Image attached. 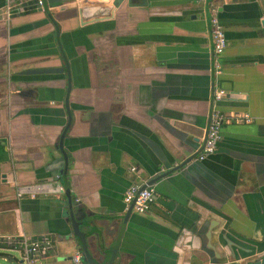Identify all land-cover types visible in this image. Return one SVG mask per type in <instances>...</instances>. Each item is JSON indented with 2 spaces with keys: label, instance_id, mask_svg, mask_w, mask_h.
I'll return each mask as SVG.
<instances>
[{
  "label": "crops",
  "instance_id": "crops-1",
  "mask_svg": "<svg viewBox=\"0 0 264 264\" xmlns=\"http://www.w3.org/2000/svg\"><path fill=\"white\" fill-rule=\"evenodd\" d=\"M215 4L218 72L207 2L44 0V11L0 17L3 245L50 239L36 264H71L83 245L100 264L112 252L111 264H245L264 252V0ZM44 67L64 71L21 73ZM219 88V109L249 121H224L198 160ZM186 159L153 183L148 211L125 208L133 182ZM26 185L42 190L18 197ZM68 199L82 215L74 226Z\"/></svg>",
  "mask_w": 264,
  "mask_h": 264
},
{
  "label": "built area",
  "instance_id": "built-area-1",
  "mask_svg": "<svg viewBox=\"0 0 264 264\" xmlns=\"http://www.w3.org/2000/svg\"><path fill=\"white\" fill-rule=\"evenodd\" d=\"M32 1L33 2L29 5L21 1H19L18 3H13L9 0H6V5L0 12V17L10 19L14 15L26 13L30 10L44 11V0ZM199 1L203 3L207 2L210 6L211 17L209 30L213 42L212 55L216 61V71L218 72L219 65L217 63V58L226 47L225 32L218 18V11L215 0ZM225 94L226 93L222 88L213 89V97L209 112V119L205 130L203 145L196 156L198 160H203L206 156L215 152L217 144L221 138V128L224 121L228 119H235L237 121H249V116L247 114L240 115L230 113L229 115H225L219 109V107L217 106L218 102L225 96ZM129 171L137 174V168L135 166H131ZM41 186L26 185L25 187H20L17 190V196L21 197L23 195H29L33 197L35 193L42 190ZM154 198L155 188L153 184H149L148 182H133L124 192L123 202L126 209L130 207L135 212L144 213L149 210L151 204L154 201ZM14 241L15 243H19V246H14L19 248L24 264H36L39 255L51 247V241L48 238L27 240L25 237H17ZM70 262L71 264H84V261L82 259V251L80 249L76 250V252L71 255Z\"/></svg>",
  "mask_w": 264,
  "mask_h": 264
},
{
  "label": "water",
  "instance_id": "water-1",
  "mask_svg": "<svg viewBox=\"0 0 264 264\" xmlns=\"http://www.w3.org/2000/svg\"><path fill=\"white\" fill-rule=\"evenodd\" d=\"M97 1V0H95ZM124 0H114V4L117 5L120 2ZM127 4L129 6H145L147 5V0H126ZM99 2H94L93 5L96 6L98 5ZM64 69L61 67H44V68H29L21 71V73L26 74V75H38V74H46V73H56V72H63ZM68 72V68L66 70ZM69 91V87L67 89ZM66 107V112L68 114V123L70 122V111L68 108V103L65 104ZM66 131H63L60 141L58 143L59 148L61 149L62 153V159L64 161V171L67 168V155L64 151H62V140L64 137ZM186 162H188V159L184 160L183 162L179 163L177 166L173 167L174 169L168 170L162 174L157 175L156 177L152 178L150 181H148L149 184H153L155 181H157L159 178L164 177L165 175L169 174L171 171H174L175 169H178L182 167ZM65 196L68 197V189L65 187L64 191ZM73 204L68 199V207H67V216L66 220H69L71 224L74 226L75 224L78 223L80 219H82V215L80 214L79 210H73ZM13 252L17 253V256L13 254ZM114 258V252H112L111 257L109 258L107 264H111ZM82 259L84 261V264H100L97 263V261H92L91 258L88 256V252L86 248L83 245V251H82ZM0 260L3 261L5 264H24L22 255L20 253L19 248L15 246H10V245H3V243L0 242ZM3 264V263H0ZM245 264H264V252H261L257 255L251 256L248 259H246Z\"/></svg>",
  "mask_w": 264,
  "mask_h": 264
},
{
  "label": "rangeland",
  "instance_id": "rangeland-1",
  "mask_svg": "<svg viewBox=\"0 0 264 264\" xmlns=\"http://www.w3.org/2000/svg\"><path fill=\"white\" fill-rule=\"evenodd\" d=\"M13 254L17 256V253L13 252ZM0 263L5 264V263H4L3 261H1V260H0Z\"/></svg>",
  "mask_w": 264,
  "mask_h": 264
}]
</instances>
